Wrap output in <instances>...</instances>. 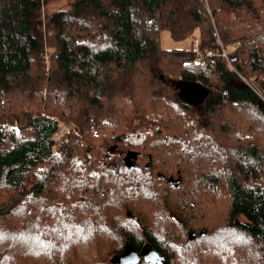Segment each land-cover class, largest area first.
<instances>
[{
  "label": "trees",
  "instance_id": "trees-1",
  "mask_svg": "<svg viewBox=\"0 0 264 264\" xmlns=\"http://www.w3.org/2000/svg\"><path fill=\"white\" fill-rule=\"evenodd\" d=\"M51 1L0 0V264H264V0Z\"/></svg>",
  "mask_w": 264,
  "mask_h": 264
},
{
  "label": "water",
  "instance_id": "water-1",
  "mask_svg": "<svg viewBox=\"0 0 264 264\" xmlns=\"http://www.w3.org/2000/svg\"><path fill=\"white\" fill-rule=\"evenodd\" d=\"M161 78V75H159ZM174 87L177 88V96L180 100L187 102L196 108L204 101L206 96V90L203 89L195 82H185L176 81L174 82ZM136 151L127 150L122 157L123 164L126 167H132L134 169H139L134 160L136 158ZM147 167V163L144 164ZM205 231L203 229L198 231V235H204ZM195 233L191 232L188 235L189 240H193ZM143 258L145 261L158 262L164 264V258L160 256L155 250H153L149 245H143L138 252L134 251L128 244H125L124 250L119 255H114L110 261L114 264H134L139 259Z\"/></svg>",
  "mask_w": 264,
  "mask_h": 264
},
{
  "label": "rangeland",
  "instance_id": "rangeland-1",
  "mask_svg": "<svg viewBox=\"0 0 264 264\" xmlns=\"http://www.w3.org/2000/svg\"><path fill=\"white\" fill-rule=\"evenodd\" d=\"M66 6V0H53L51 2H49L48 4L46 5H42L41 8H40V11H39V19H43V16H45L46 14L50 13L51 11L53 10H56V9H59V8H63ZM195 38V37H193ZM196 39V38H195ZM159 46L163 49H171V48H182V47H188L190 45V39L187 38V39H183V40H173L172 38H170L168 32L166 30H161L160 33H159ZM165 76L168 77V78H173L175 77V74H173L172 72H168L166 71L165 72ZM213 82V81H212ZM214 83V82H213ZM61 93V92H60ZM59 93V97H60V101H62V103H65V101H63V96L62 94ZM216 122H219V120H217ZM214 122L213 124L216 125V127H218V123ZM212 124V125H213ZM72 128L71 125L63 122L62 120H59L58 121V130L55 132L54 134V139L57 141L59 140L61 137L62 138H65V135L68 133V131ZM255 133V131H254ZM256 134V133H255ZM111 143H106V146L108 147ZM106 147V149H107ZM124 151L125 149H122L118 146H116V150H115V154L113 157L117 158L118 161H120L121 157H122V154H125V151L124 153L122 154H118L119 151ZM110 153V152H109ZM108 154V153H107ZM106 153H104V155H107ZM118 155V156H117ZM139 156V157H138ZM136 157H137V163L140 165V166H144L145 163H147V158L141 154V152L136 153ZM105 159V158H104ZM106 159H109V158H106ZM166 160V159H165ZM118 161H113L112 159H110V164L112 165H118L117 162ZM166 163H168V161L166 160ZM117 166H115V169H116ZM155 174L157 173L156 171H154ZM174 175L175 174V171L173 169H170V172H167L166 173V176L167 175ZM210 192V191H209ZM216 194H223L222 191L220 189H218V191L216 192ZM222 201L220 200V204H221V209L220 208H217L214 210L213 212V218L211 217V219L215 222V221H218V222H221V213L223 211V205L221 203ZM216 208V207H215ZM18 218V217H17ZM16 218V219H17ZM212 223V222H211ZM142 225L143 222H142ZM170 229H173L174 227L173 226H168ZM197 232V230H196ZM189 235V234H188ZM187 235V236H188ZM180 240L183 241L184 238L182 235H180Z\"/></svg>",
  "mask_w": 264,
  "mask_h": 264
},
{
  "label": "built area",
  "instance_id": "built-area-1",
  "mask_svg": "<svg viewBox=\"0 0 264 264\" xmlns=\"http://www.w3.org/2000/svg\"><path fill=\"white\" fill-rule=\"evenodd\" d=\"M197 40L195 38H192L191 40V51L195 57L196 60L203 62L205 57H212V56H220L224 58L225 60L227 59V53L226 50L219 44L218 49L215 50H204L201 51L199 48H197Z\"/></svg>",
  "mask_w": 264,
  "mask_h": 264
},
{
  "label": "flooded vegetation",
  "instance_id": "flooded-vegetation-1",
  "mask_svg": "<svg viewBox=\"0 0 264 264\" xmlns=\"http://www.w3.org/2000/svg\"><path fill=\"white\" fill-rule=\"evenodd\" d=\"M136 160H134V164H135Z\"/></svg>",
  "mask_w": 264,
  "mask_h": 264
}]
</instances>
